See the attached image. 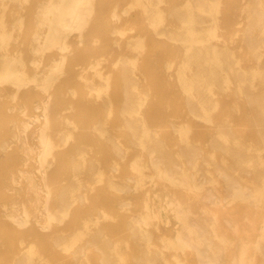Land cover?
Wrapping results in <instances>:
<instances>
[{
  "label": "bare ground",
  "instance_id": "1",
  "mask_svg": "<svg viewBox=\"0 0 264 264\" xmlns=\"http://www.w3.org/2000/svg\"><path fill=\"white\" fill-rule=\"evenodd\" d=\"M0 264H264V0H0Z\"/></svg>",
  "mask_w": 264,
  "mask_h": 264
}]
</instances>
